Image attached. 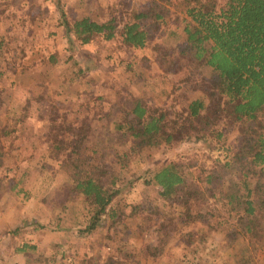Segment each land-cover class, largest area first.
Returning <instances> with one entry per match:
<instances>
[{"label":"rangeland","instance_id":"obj_1","mask_svg":"<svg viewBox=\"0 0 264 264\" xmlns=\"http://www.w3.org/2000/svg\"><path fill=\"white\" fill-rule=\"evenodd\" d=\"M156 4L170 10L165 26L156 27L152 22ZM173 10L166 0H0V128L16 129L0 139V179L4 186L0 189V226L14 221L23 227L15 238L16 245L10 248L23 240L36 247L22 254L23 264H224L240 258L248 264L263 263L264 250H246L243 243L227 248L221 242L222 233L185 250L173 234L175 238L161 243L156 257L145 255L144 246L159 245L165 236L159 230L163 217L148 210L155 208L169 216L186 209L181 207L177 212L160 201L158 188L147 185L145 177L137 178L167 162L180 161L186 170L198 172L201 165L210 168L213 161L226 160L231 152L225 150L235 148L240 136V127L227 118L216 127L222 133L219 143L214 137L184 139L170 147L146 149L131 159L120 175L123 182L114 199L124 214L120 220L103 218L92 233H82L84 217L73 213L82 207L79 200L68 203L66 215L54 204V192L65 177L56 173L51 163L42 167V154L56 131L64 132L67 126L71 132L61 134L71 136L85 119L89 126L87 142L95 144L106 135L104 119L99 116L118 96L140 98L148 107L164 108L171 119H177L186 102L209 91L207 84L181 69L176 52H171V48H179V32L174 36L167 33L174 29V19L182 16ZM138 12L146 13L143 23L149 34L148 44L141 51L127 49L119 37L79 47L65 35L62 25L64 19L71 22L83 17L95 22L114 18L121 25ZM129 63L135 64L129 67ZM99 96L103 99H96ZM114 141L112 148L127 149L119 140ZM109 147L106 139L96 148L102 163L108 164L113 158ZM11 180L20 182L17 188L27 191L28 199L8 191ZM188 203L192 214L201 212L208 223L216 219V209L219 214L218 205L203 197ZM136 205L147 208L129 216L130 207ZM198 220L187 228H199ZM31 222L36 224L26 229ZM177 228L182 231L186 226L178 222ZM14 229L6 227L4 231ZM7 262L0 255V264Z\"/></svg>","mask_w":264,"mask_h":264},{"label":"trees","instance_id":"obj_2","mask_svg":"<svg viewBox=\"0 0 264 264\" xmlns=\"http://www.w3.org/2000/svg\"><path fill=\"white\" fill-rule=\"evenodd\" d=\"M166 2L174 12L182 15L174 19V29L167 33L174 36L179 32L176 35L180 38L179 48H171V52H176L175 59L181 63V69L188 70L192 79L198 78L202 84H207L209 91L186 102L177 119H171L164 108L148 107L140 98L118 96L99 116L104 119L106 135L95 144L87 142L89 126L85 119L81 126L72 130L71 136L61 134L71 132L67 126L64 132L56 131L42 154V167L51 163L56 173L65 177L62 186L54 192V204L66 215L68 203L79 200L82 207L75 212L71 210L84 217L86 226L82 233H92L103 218L111 222L120 220L124 214L114 199L123 182L120 175L128 169L131 159H137L146 149L170 147L184 139L214 137L219 143L222 133L216 127L227 118L240 127V136L235 148L225 150L231 152L226 160H215L210 168L201 165L198 172L186 170L188 167L180 161L167 162L146 170L144 176L137 178L145 177L147 185L158 188L160 201L177 212L178 208L186 209L182 214L169 216L155 208L148 210V213L163 217L159 230L164 231L165 236L159 245L144 246L145 255L156 257L162 244L175 238L173 234L183 250L191 246L195 249L197 243H205L215 233H222L221 242L227 248L243 243L246 250H264V0ZM154 10L153 24L156 27L167 25L164 18L170 10L157 4ZM146 18L145 12H138L131 20L118 25L114 18L95 22L83 17L68 22L63 17L62 25L65 35L79 47L95 40L102 43L119 37L127 49L141 51L149 40L148 28L143 23ZM131 64L128 66L135 63ZM96 99L102 100L103 96ZM1 129L0 139L16 132L15 127ZM113 138L127 145V149L112 148ZM106 139L114 151L108 164L100 161L96 151ZM2 183L0 179V189L4 187ZM19 183L11 180L8 191H14L16 196L22 194L26 200L29 193L17 188ZM202 197L218 205L219 214L216 209V219L212 223H208L201 212H191L188 201ZM146 208L131 206L128 215H136ZM196 219H199V228H187L197 222ZM178 222L186 228L180 231ZM32 224L36 223H28L26 229ZM22 228L17 226L5 232L12 237L10 245H16L15 238ZM38 229L39 226L33 231ZM35 248L23 240L14 250L27 254ZM224 264L248 262L240 258Z\"/></svg>","mask_w":264,"mask_h":264},{"label":"crops","instance_id":"obj_3","mask_svg":"<svg viewBox=\"0 0 264 264\" xmlns=\"http://www.w3.org/2000/svg\"><path fill=\"white\" fill-rule=\"evenodd\" d=\"M5 222V221H4ZM1 224V222H0ZM6 225H1L0 226V255L5 259L8 260V264L12 263V264H23L24 263V257L21 253H18L14 250V248H10V239L12 238L10 234H5L6 231H4V229L6 227H16L19 226L18 222H14V221H9L5 223ZM2 229V230H1ZM36 232V231H35ZM18 236V235H17ZM29 242V241H28ZM30 243V242H29ZM31 244V243H30Z\"/></svg>","mask_w":264,"mask_h":264}]
</instances>
